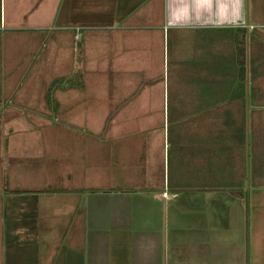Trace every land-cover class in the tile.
<instances>
[{"label": "crops", "instance_id": "1", "mask_svg": "<svg viewBox=\"0 0 264 264\" xmlns=\"http://www.w3.org/2000/svg\"><path fill=\"white\" fill-rule=\"evenodd\" d=\"M29 2L128 91L0 121V264H264V0Z\"/></svg>", "mask_w": 264, "mask_h": 264}, {"label": "rangeland", "instance_id": "2", "mask_svg": "<svg viewBox=\"0 0 264 264\" xmlns=\"http://www.w3.org/2000/svg\"><path fill=\"white\" fill-rule=\"evenodd\" d=\"M29 1L0 0V16L5 17L6 26V30L2 29L0 32V121L2 120L3 124L20 119L19 126H30L26 123L34 122L38 115L39 118L57 117L58 123L67 121L62 110H55L51 105L55 102V94L66 93L65 95L71 98L81 93H99L106 99L112 93H126L124 91L127 86L122 84L125 83L122 78L127 77L126 74L123 72L116 76L112 70H106L99 78L98 84L93 81L95 76L91 75L92 81L87 89L83 71L78 69V66L82 60H94V47H88L87 52H82L81 41L76 35L73 36L72 32L66 31L62 22L48 21L49 7L44 2L33 3L31 12L24 14L22 9L31 6ZM20 13L21 18H17V21L11 20L14 14ZM37 27L44 28L37 30ZM5 33L6 45L3 36ZM82 38L88 39H84L86 42H92L95 36L90 34L87 38ZM86 46L87 44L83 45L84 48H87ZM100 55L107 58L111 54ZM7 111L13 113L14 117L4 119L2 114ZM37 151L35 146L33 153ZM4 216L12 236L16 228V217L10 211L5 212ZM24 231L31 237L35 228L29 226ZM16 237L20 238V234ZM27 245L31 246L30 243ZM46 247L47 245H41V249Z\"/></svg>", "mask_w": 264, "mask_h": 264}]
</instances>
